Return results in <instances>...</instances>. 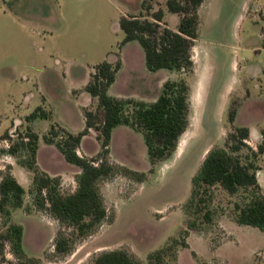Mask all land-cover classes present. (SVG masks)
<instances>
[{
    "label": "rangeland",
    "instance_id": "374dc122",
    "mask_svg": "<svg viewBox=\"0 0 264 264\" xmlns=\"http://www.w3.org/2000/svg\"><path fill=\"white\" fill-rule=\"evenodd\" d=\"M161 8L173 15L166 20L176 29L179 16L168 12L166 1ZM128 11L123 0H0V137L14 124L17 128L0 140L1 148L20 142L28 129L43 136L58 123L68 130L61 121L67 109L74 111L75 120L83 116L84 105L97 109L98 99L84 95V84L72 86L82 83V67L87 70L108 60L111 52L117 53L119 61L125 38L119 20ZM192 54V73L172 71V79H187L190 97L201 85L208 96L206 113L194 127L187 149L149 173L144 142L143 147L131 143L128 158L117 148L127 158L122 165L148 176L139 182L117 173L102 180L99 187L107 218L78 239L70 254L59 257L54 247L57 233L68 230L35 204L34 173L19 162L28 153H0V182L10 173L27 192L24 205L11 217L24 227L27 257L39 258L41 264H92L103 251L123 249L146 264H155L148 255L165 246L164 264H264V231L237 224L232 199L220 190L211 204L213 221L204 224L202 232L183 233L192 177L205 147L223 143L235 125L229 121L230 111L234 109L236 115L240 111L241 121L250 122L259 132L264 128V0H207ZM39 106L50 117L29 122L27 116ZM109 159L115 162L110 154ZM258 161L264 167V153ZM73 175L59 176L62 192L77 186ZM4 221L0 214V235L7 228ZM185 240L190 249H179ZM178 249L182 251L176 258ZM4 254L8 261H18L9 242Z\"/></svg>",
    "mask_w": 264,
    "mask_h": 264
},
{
    "label": "trees",
    "instance_id": "16d2710c",
    "mask_svg": "<svg viewBox=\"0 0 264 264\" xmlns=\"http://www.w3.org/2000/svg\"><path fill=\"white\" fill-rule=\"evenodd\" d=\"M153 1L142 0L140 15L120 17V28L125 34L121 46L130 41L139 42L150 71L167 69L182 74L192 73V52L200 24L199 9L205 0H167L168 10L180 16L177 30L171 29L164 21L162 8L152 11ZM120 68V61L112 63L104 60L95 65L84 89L98 99V107L96 110L84 107L86 126L82 131L72 133L56 123L43 137L46 143L54 144L63 153L67 162L81 168L76 176L77 186L74 191L62 192L61 178L40 168L37 162V133L28 129L20 142L10 145L8 149L0 147V153H28L26 159H20L19 162L34 173L31 194L34 195L35 204L68 230H60L55 237L54 247L59 257L70 254L78 239L90 235L107 218L100 182L117 173L139 182L144 181L148 172H154L157 164L173 156L181 136L190 125V85L185 77L166 80L158 98L147 102L109 94L108 89L116 80ZM235 115V110H231V123H234ZM49 117L50 113L39 106L27 116V120L31 122ZM120 125L142 133L151 165L148 172L133 170L109 159L112 132ZM92 129L97 132L101 149L95 156L81 155L78 153L81 141ZM7 138L9 132L1 135L0 140ZM249 138L250 130L247 126L234 125L224 142L212 146L206 153L192 177L191 191L184 204L186 228L182 232L185 236L190 231H201L204 224L213 221L211 204L216 190L232 199V216L237 224L264 231V193L257 178L260 169L258 159L264 153V138L256 148L250 145ZM26 193V189L12 174L3 176L0 182V214L7 228L0 235L2 264H41L39 258L26 256L24 227L11 221L13 211L24 205ZM6 242H9L17 257L16 263L5 257ZM188 247L185 240L179 249ZM167 250L163 246L150 253L148 259L150 262L154 260L155 264H164ZM193 255L196 256V253L193 252ZM92 264L146 263L126 250L113 249L98 254Z\"/></svg>",
    "mask_w": 264,
    "mask_h": 264
},
{
    "label": "crops",
    "instance_id": "0c3cea01",
    "mask_svg": "<svg viewBox=\"0 0 264 264\" xmlns=\"http://www.w3.org/2000/svg\"><path fill=\"white\" fill-rule=\"evenodd\" d=\"M123 1L125 2L126 6L129 8V11L127 12L126 15L141 14L142 0H139L138 2H131L130 0H123ZM164 1L167 2V0H154L152 11L154 12L159 8H161V5L163 4ZM206 2L207 0H205V2H203V4L201 5L199 9V16H201L202 8L204 4H206ZM168 12L170 11L168 10ZM173 14H177V13H173ZM172 16L173 15L170 16L167 15V13L165 12L164 21L168 24V26L171 29L177 30L178 27L176 29L172 28L169 22L166 20L169 17L173 18ZM149 18L151 19L150 16ZM117 56H118L117 53L111 52L108 54L107 59L112 63H116ZM119 61L121 62V68L117 73L116 80L108 89L109 94L115 97H131L138 100L153 102L160 95L164 82L168 79L173 78V73L171 70L169 72L164 71L167 69L150 71L147 68L146 60H145V52L141 47V45L139 44V42L137 41H130L125 45H123L122 49L119 52ZM94 67L95 65L90 68L88 67L87 70H85V68L82 67L79 73V75L82 76V83L76 82V84L73 85L72 87H78L83 84L85 86L91 78V73L94 71ZM83 93L84 95L86 94L85 96L88 95L90 97H93L90 93L86 91H83ZM190 99H191V109H192L191 123L187 128V130L181 136L178 146L174 152V155H176L178 152L179 153L184 152L187 149L188 147L187 144L191 141V137L194 132V127H196L197 123L199 124L200 119L202 120L206 113L208 106V96L205 91V85H201L200 88H197L193 92H191ZM84 107H86V105H84ZM73 113L74 111H72V109H67L65 111V115L61 117V121L63 124H65L66 128L70 132L75 133L83 130L86 124L83 116L81 117L80 120L79 119L75 120ZM39 119L33 120L31 122H35ZM192 120L193 121L195 120V123L192 122ZM262 120H264V112L262 115ZM234 124L244 125L249 128L250 144H255L257 146L258 144L262 143L264 138L263 136L264 128H262V132H259V129H257L256 126H251L250 122L241 121L240 111L236 115ZM15 129L17 128L16 125L14 124V126L8 132L12 133L13 130ZM139 134L141 135L140 132H137L134 129L130 128L129 126H125V125H120L114 128L110 143L111 159L116 163L124 164L126 162L125 159H127L129 155H132L131 143H137L143 147V142H144V146L147 150L144 138L141 135L143 139L142 141ZM38 136H39V140H38V149H37V162L40 168L52 176H57V175L61 176L65 173H73L74 174L73 177L76 181V176L81 172V168L77 165L67 162L63 153L54 144H48L44 141L43 138L44 135L41 136L38 134ZM211 146L212 144L209 143L205 147L201 155L202 160L204 159L206 153L211 148ZM117 148L120 149V151H122L124 154L126 153L127 158H125L124 156L121 157L118 154ZM100 149H101V143L97 139V132L92 129L88 135L83 137L81 141V145L78 149V153L81 155H86L91 157L97 155ZM257 178L264 193V167L261 164H260V169L257 171ZM62 180H64L63 176H62ZM189 249L190 248H184V250H189ZM181 251L179 252V256L181 255Z\"/></svg>",
    "mask_w": 264,
    "mask_h": 264
}]
</instances>
